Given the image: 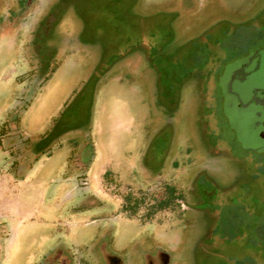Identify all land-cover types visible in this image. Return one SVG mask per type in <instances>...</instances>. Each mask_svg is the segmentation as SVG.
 Instances as JSON below:
<instances>
[{"label":"rangeland","instance_id":"374dc122","mask_svg":"<svg viewBox=\"0 0 264 264\" xmlns=\"http://www.w3.org/2000/svg\"><path fill=\"white\" fill-rule=\"evenodd\" d=\"M181 1L48 3L36 40L40 88L21 132L39 135L59 114L54 136L60 130L87 135L89 186L128 224L117 210L86 208L77 200L80 190L59 184L64 148L22 182L6 173L0 153V218L11 229L6 264H37L47 248L62 243L73 264H86L99 245L123 264H141L139 246L148 243L143 228H155L170 245L184 236L186 222L193 233L175 254L177 264H264V142L252 139L251 112L228 108L222 80H215L225 61L264 43V0H191L185 9ZM38 2L7 19L3 32L27 26ZM216 15L232 18L239 31L213 29ZM9 34L0 38L1 76L20 49L19 39L8 49ZM246 86L264 89V59ZM14 92L0 85V109ZM196 155L202 160L192 165ZM167 174L172 180H163ZM139 176L154 187L147 191ZM38 177L40 191L29 189ZM21 203L31 215L17 210Z\"/></svg>","mask_w":264,"mask_h":264},{"label":"flooded vegetation","instance_id":"af4514ba","mask_svg":"<svg viewBox=\"0 0 264 264\" xmlns=\"http://www.w3.org/2000/svg\"><path fill=\"white\" fill-rule=\"evenodd\" d=\"M34 1H39V5H37L29 18L27 26H20L18 32L15 30H7L8 34H5L3 31H6V20H14L23 8H26ZM52 1L53 0H0V38H10L9 32L11 31L13 36L11 42L8 44V49L15 48L14 44L17 39H19V43L16 45L20 48L18 58L17 55L14 56L17 62L15 61L14 65L9 70L6 69L3 76H1L2 74L0 75V85L5 86L8 84L13 87L14 93L17 91V94L10 95L11 98L9 97L12 102L9 104L5 103L0 109V153L5 163L4 167L7 174L12 176L16 181L22 182L24 179L33 175L42 160L49 157L56 149L64 148L66 154L63 158L65 162L63 169L64 173L59 180V184H63L71 190H80L81 193L78 194L77 200L79 202L86 201V208L89 209L94 207V209H100L101 211L117 210L118 214L116 213V216H118V209H116L113 204L103 200L91 190L89 186V174L91 165L93 164V155L91 152L93 148L91 140L87 135H84L85 139H81L78 137L79 131H77L78 133L73 131L65 134L64 131L60 130L57 136H54L51 131L53 127H55L53 125L59 114L52 118L45 131L39 135H27L22 133L20 129V122L33 103V100L36 98V94L40 88L36 84L38 66L41 64V61L36 57L38 55L36 40L38 39V31L42 29L41 26H39L40 20L43 19V13L48 11V3ZM191 3V0H182L180 7L181 9H185ZM255 16V14L250 15L248 20H252ZM213 20V29L225 25V27L223 26V34L225 35L239 31L238 27L235 26V21L229 16L216 15ZM250 29L251 28L248 27V30ZM33 50L34 54L32 52ZM263 59L264 43L252 50H246L238 56H232L231 59L225 61L223 63V71L225 73L223 72L222 75L217 76L215 79L218 85L220 84L219 81L222 80V97L224 96L229 100L228 108L233 110H249L251 112L250 133L255 142H264V89L258 87L250 88L246 85L249 79L256 77ZM50 78L51 72L49 71L44 74L43 82H47ZM143 137L144 136H142V141L144 140ZM240 151L251 156L256 153H258L257 156L262 154L260 151H257V149L251 148H243ZM201 160V155H196V158H193L194 163L192 161V165H196V161L199 163ZM182 168L186 170L185 166H182ZM188 175H191V173L188 172ZM166 176L167 177L163 179L164 181L168 178L172 180L170 174ZM135 180L137 183H140L141 186L147 187V191L154 187L150 185V183L147 184V186L145 185L147 177L139 176V178ZM165 187L167 188L165 189L166 191L170 190L171 183L165 184ZM128 207L131 208L132 206L129 205ZM119 218H121L120 215ZM123 221L128 224L127 221ZM106 228L107 227H105V230ZM185 229L184 236H178L173 244L167 245L165 241L158 236L155 228L151 226L143 228L141 231L143 233L144 231L146 232L145 239H147L148 243L145 242L139 246L141 264H177L178 262L175 261V254L178 250L183 248L186 242L185 240L190 233L191 235L193 233L192 225L188 224V222L185 223ZM113 236L114 232L112 230L111 243ZM10 237L11 229L8 220L0 218V264H6L5 259H7L9 252L7 243ZM139 242L141 243L142 241ZM148 245L150 246L147 248ZM152 249H154V251H152ZM74 260L75 256L69 252L68 248L62 243L60 249L58 247V250L56 248H47L42 256L39 257L37 264H73ZM84 260L86 264H123L118 254L105 253L104 245H99L98 252L96 254H91Z\"/></svg>","mask_w":264,"mask_h":264},{"label":"crops","instance_id":"0c3cea01","mask_svg":"<svg viewBox=\"0 0 264 264\" xmlns=\"http://www.w3.org/2000/svg\"><path fill=\"white\" fill-rule=\"evenodd\" d=\"M43 180H44V178H42V177L39 178L38 177L37 180L35 181L36 183H34V186H31V188H29V189H32L34 187L35 189L40 191V188L43 186V183H44ZM23 206L24 205L22 203H21V205L19 204V206L17 207L18 208L17 210H19L21 213H24L25 217H27L28 213H29V215H31V209H30V211H28L29 210L28 206H26V207H23ZM25 219H28V218H25ZM23 220H21V221H23ZM22 224L23 223L21 222L20 225H22Z\"/></svg>","mask_w":264,"mask_h":264}]
</instances>
